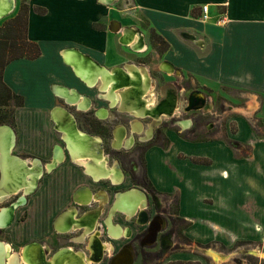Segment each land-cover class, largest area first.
<instances>
[{
    "label": "rangeland",
    "instance_id": "374dc122",
    "mask_svg": "<svg viewBox=\"0 0 264 264\" xmlns=\"http://www.w3.org/2000/svg\"><path fill=\"white\" fill-rule=\"evenodd\" d=\"M16 4V8L12 13L0 19V68L7 59L13 56L20 55L21 53L32 54L34 52L33 46L25 42L27 12L32 9V6L38 13L47 11L45 8L33 5V0H16ZM113 7L132 26L137 27L145 36V46L149 47V50L145 53L136 52L137 48L129 45V43L127 46H132L134 50L125 46H118L115 49L121 57V65L127 63L132 66L138 63L143 66L145 62L151 61L150 65L152 64L151 68L154 76L152 80L149 70H147L152 85L150 84L149 87L146 86L144 88L145 92L143 95H145L144 97L147 101L146 105H154V103L160 101V98L157 96L160 95L162 85L170 83L177 91L178 105L175 109L176 111L173 113L174 117L167 118L160 128V131L166 137L161 138L160 134H157L154 140L145 143L138 142L131 150H113L110 147L112 119L102 121L96 113V110L97 112L108 111V114L112 111V117L117 114V109H113L114 106L108 102L107 98L104 97L103 91L100 89L103 87V82L100 81L99 85L98 81L93 87H86L84 82L85 85L80 82H72L69 77H64L58 71L62 70L60 67H64L62 62L58 64L60 65L58 68L52 66L49 62L29 63L27 61L35 60L38 57L35 59L23 57L19 59H26L23 60L25 65H22V69L29 77V85L7 83L4 78L7 66L3 70V81L5 84L13 92L21 94L24 97L23 105L21 106H17L18 100L15 98L10 99L7 106H0V120H4L0 126L9 125V128L14 131L15 136H18H16L15 143L10 150V155L16 156L19 158L18 160L21 159L25 163H31L32 157L34 159L40 157L44 162H47L51 158V151L54 145L60 144L66 150L65 142L52 127L48 110L53 104H60L59 106L62 107L67 105L76 114L80 128L90 133V135H99V138L101 136L105 141L106 153L110 156L111 160H117L123 169L126 178L122 184L112 185L108 180H104V187L118 186L119 189L140 185L146 187L150 196L148 210L151 215H156L157 212L165 209L166 205V214L163 217L166 218L168 225L165 231L169 233V237L173 242H178L175 248H163L158 241L153 245H140L138 239L144 228L133 226L131 220L128 221L121 217L116 218L121 224L131 225V228L133 227L135 233H137L133 244L136 257L132 264H166L173 258H181L182 261L169 264H264V224L263 226H250L249 222L248 226L244 227L239 224L240 221L235 217L239 215V208L241 206L244 208V205L247 204V207H250L252 202L254 203L255 201V160L251 157L255 156V141L264 137L263 98L261 99L260 95L256 98L255 94L249 92L235 91L229 86L206 85L197 78L193 80L191 76L184 74L177 76L171 69L169 74L164 75L166 71L161 67L162 64L160 65V63L165 61L162 53L168 47V42L162 41L158 33L151 28L148 21L140 13L137 12L133 16L128 11L129 7L125 6L122 0L115 1ZM102 22H92L90 25L96 29L105 28L107 20ZM130 24H127V26L131 27ZM47 53L50 54V51L47 50ZM143 73L146 78V72ZM154 80L155 84L153 85ZM53 81L65 82L71 86H76L82 92H86L83 93V98L86 97L90 100L91 103L87 109L91 110L83 112L81 111L83 109H79L77 106L78 101L70 104L66 100L55 96L50 88V84ZM131 85L132 83H129L126 87H130ZM162 92L161 94L164 96ZM39 93L45 94L44 98L45 100H47L46 97L48 98V104L39 106ZM197 93L203 95L207 102L206 105H210V107L203 106V111L198 110V108H192L190 111L187 110L186 106L189 104L191 95H197ZM0 94L6 96V92L2 86H0ZM150 100L151 102L149 103L148 101ZM106 117H109V115ZM176 123L181 126L179 127L180 129L175 125ZM211 123L214 125H211ZM172 130L176 131L177 134ZM175 140H177V143L174 144L173 151L175 150L176 152L182 149L195 155L199 153L217 156L218 153L215 147L211 145H186L183 142L184 140L189 142L223 140L227 144L229 142L232 145L233 161L229 166H226V178L231 176L227 179L226 185L229 186L230 182L231 193L225 197L229 201L227 202V207H229L228 213L231 215V218L228 215L213 214L215 209H210L209 212L219 219H215L219 224L215 226L212 223L206 222L203 219L207 209L202 207L201 204L198 205L195 200V194L193 195L195 191L188 190L187 192V209L189 212L195 213L192 232L203 240L209 241L206 243L196 242L185 235L184 230L189 223L179 218L176 198L169 196L167 197V201L164 200V196H160L155 191L154 185L146 174V150L151 147H156L157 150L168 149L172 143H175ZM167 152H169V149ZM163 158L172 167V170L178 167V162H172L166 159V156H163ZM192 158L199 161L205 160L197 157ZM158 159L161 162L164 160L161 157ZM179 165L182 166L181 164ZM186 169L189 174L197 177L195 173L196 169L189 166ZM186 169L182 167L181 170L183 172ZM174 175V178L177 179V175L179 174L176 175L174 173ZM90 177L83 173V165L70 161L67 154V160L61 162L58 169L52 172L45 171L36 191L26 195L22 192L23 189L19 188V191H14L13 194L8 195L10 196L9 198L0 201V214L4 211V208L12 203L15 210L12 221L7 225L8 227H0V241L9 245L11 254H15L16 256L23 252V246L32 241L42 243L46 248L48 257L57 249L69 245L73 246L75 250L87 251L85 241L78 242L75 240L82 233L60 235L53 227V219L56 214L73 202L72 194L78 186L83 183H89L94 187L100 185ZM202 189L204 193L209 194L213 198L218 195V191L214 190L211 185L202 187ZM21 199H26V203L16 205L15 203ZM207 201L210 202L212 200L208 199ZM106 214L108 215L107 211L104 212V215ZM255 216L256 212H248L249 220L255 219ZM230 219L233 220L230 221ZM257 228L259 229L257 230ZM104 230L103 228L102 238L105 245H108V243L113 244L115 251L119 250L123 244L129 241L132 242V239H127V237L113 240L112 237L105 234ZM241 236L243 239H238ZM169 237H166L167 246L171 244ZM112 252L113 248L109 250L103 261L98 263L91 261V264H108Z\"/></svg>",
    "mask_w": 264,
    "mask_h": 264
},
{
    "label": "crops",
    "instance_id": "0c3cea01",
    "mask_svg": "<svg viewBox=\"0 0 264 264\" xmlns=\"http://www.w3.org/2000/svg\"><path fill=\"white\" fill-rule=\"evenodd\" d=\"M115 1L117 0H33V5L45 8L47 11L38 13L32 6L28 12V39L37 42L41 46L42 53L37 59L27 61L29 63L49 62L58 68L60 67L58 64L62 62L64 67H60L62 70L58 71L64 77H69L75 83H85L86 87H93L95 84H90L83 77L86 67L94 68L92 63L85 61L89 57L94 63L104 67L110 75L117 74L120 78L127 75L132 84L139 80L134 87L145 90L146 84L149 81L151 83L147 74L148 66L145 67L137 63L130 66L126 62V64L121 65V57L115 50L118 46L127 47L128 43L137 48L136 50L144 48L143 46L136 47L142 41L137 33L138 29L118 14L113 7ZM122 2L129 7L128 11L133 16L137 12L140 13L148 21L151 28L168 42V47L162 53L165 61L160 63L166 71V75L170 73L171 69L177 76L183 74L191 76L193 80L197 78L206 85L229 86L235 91L255 94L256 98L260 95L261 99L264 100V0H122ZM203 5L208 6L206 19H203ZM106 20L107 26L105 28L96 29L90 25L92 22L101 23ZM127 24H130L131 27ZM116 29L117 31H114ZM47 50L50 51V54L47 53ZM23 60L26 59H15L7 65L4 72L7 83L26 84L27 86L30 82L28 81L29 77L22 69V65H25ZM98 68L101 69L99 66ZM75 69L79 74H82L81 76L86 81L78 77ZM98 72L107 78L112 85H116L112 77L110 78L108 75L106 77V71L105 74L101 70ZM143 72H146L147 79ZM60 86L68 88L70 94H74L72 90L80 93L81 96H79L84 103L83 107L79 103L77 104L79 109L84 110L90 106V100L86 97L83 98V93L86 92H82L76 86H71L65 82H51L50 88L55 96L70 102L65 96L61 97L58 94V91L63 90ZM166 86L167 88L165 87L164 90L172 91V84L168 83ZM164 90L163 94H165ZM39 94V106L46 105L48 98L46 97L47 100H45V94ZM59 105L53 104L48 110L52 127L58 130H60L56 125L59 122L58 119L60 118L61 121V118L65 117L63 112L67 113L65 107ZM154 105L156 104L154 103ZM69 118L72 119V116L69 115ZM17 119L19 121V117ZM86 140L84 146L89 150L101 146V139L97 135H87ZM183 142L186 145H211L215 147L218 154L217 156L199 153L195 155L182 149L175 152L172 150L174 144L177 143L175 140V143H172L171 147L168 148L169 152H167L168 149L157 150L156 147H151L147 151L146 173L156 190L166 194L167 197L176 198L179 218L189 223L184 230L185 235L196 242L206 243L209 241L203 240L192 232L195 213H191L187 209V192L188 190L195 191L193 195L195 194L196 202L207 209L203 219L206 222L218 226L219 223L216 220L219 219L213 216V214L218 215V213L222 216L228 215L231 218L228 213L229 207H227L229 201L225 197L231 193L230 182L229 186L226 185L227 179L231 177L226 178V166H229L233 161L232 145L223 140L205 142L184 140ZM181 154L183 155L181 156ZM254 155L251 158L255 160V201L250 207H247V204L244 205V208L241 206L239 215L235 216L240 221L239 224L244 227H247L249 222L250 226H263L264 224V137L255 141ZM163 156L172 162H178V167L172 170ZM159 157L165 161L162 160L161 162ZM192 157L205 160H194ZM188 166L196 169L197 177L189 174L186 169ZM182 167L186 169L183 172ZM174 173L179 174L177 175L179 178H174ZM208 185L218 191L217 197L213 198L204 193L202 187ZM83 196L98 200L104 195L102 192L96 194L95 192L91 193L89 189H84ZM139 196L133 194L125 197L122 208H127L126 205L132 203ZM76 197L79 198L78 195ZM208 199L212 201L208 202ZM210 209H215L213 214L209 212ZM248 212H256L255 219L249 220ZM197 213L199 214L198 210ZM232 220L230 219V221ZM234 221L236 222V220ZM238 239L243 238L241 236ZM69 249L75 251L73 247ZM93 249L95 250L94 246ZM93 249L92 254L94 253ZM18 255L20 256V254ZM180 261H182L181 258H173L169 263Z\"/></svg>",
    "mask_w": 264,
    "mask_h": 264
},
{
    "label": "flooded vegetation",
    "instance_id": "af4514ba",
    "mask_svg": "<svg viewBox=\"0 0 264 264\" xmlns=\"http://www.w3.org/2000/svg\"><path fill=\"white\" fill-rule=\"evenodd\" d=\"M14 2H15L14 3V8L12 9V11L10 13H12L15 10V8H16V5H17L16 4V0H14ZM9 14H7V15H9ZM7 15H5V16H7ZM5 16L4 15L0 16V19H2ZM114 24H113V26H114ZM142 46L145 47V48L144 49H140V50H135V51L139 52V53H145V52H147L149 50V47H147V45L145 46V44L141 45L139 43L137 45L138 48H140ZM127 47H130L131 49H133L132 46H127ZM150 63H151V61L145 62L143 64V66H145V67L148 66L147 68L149 70L150 77L153 80L154 74H153V70L151 68ZM138 65H142V64H138ZM164 75H166V73ZM150 84L151 83L149 81V83L147 84L148 87H149ZM154 84H155V80L153 81V85ZM166 85L167 84L162 85V88L160 90V95H158L155 92L158 95L157 97L160 98V101L156 102L155 103L156 105H150L152 108L150 106L146 105L147 101H146L145 97H143V98L139 97V100H138V97H136L134 95L130 96V94L128 96V94L125 93L123 95H124L125 102L128 103L127 105L124 104V101H122V103H123L122 104L118 100L117 101H115V100L112 101L110 99H107L108 102L112 106H114L113 109H117L116 110L117 114H115V116H113V117L111 116L112 115V111L110 112V114H108V111H106L104 113V116H103L102 113L104 111H98L97 112V110H96L97 116H98V118L100 120L104 121V120H107V119H110V118L112 119L113 123H112V127H111L110 147L113 150H117V151H120V150H131L137 145L138 142L139 143H145V142H150V141L154 140L155 137L157 136V134L158 135L160 134L161 138H165L166 137V135L163 134L162 131H160V128H161L162 124L164 123V121L167 118L174 117V114H172V113L175 112L176 108L173 107V106L175 104L178 105V103H177V96L178 95H177L176 89H174L172 87V91L171 90H168V91L164 90L165 87L167 88ZM162 89L165 91L164 96L161 94ZM140 91H141L142 94L145 92V90H141V88H140ZM127 96H128V98H126ZM118 102H119V104H118ZM193 102H194L193 104L197 103L195 101H193ZM206 104H207V102L203 106H205V107L208 106L209 107V105H206ZM191 105H192V103L191 104L189 103L186 106V109L190 111L191 109H189V108H190ZM65 107L73 115L75 123H76V126H77V128H74V124H72L73 126L72 125L71 126L63 125L61 123V121H60V118L57 115V117L59 118L58 119L59 122L56 125H58L60 130H58L55 127H54V130L59 134L61 139L65 142L66 150L60 144L54 145L52 147V151H51V158L47 162H44L40 157H37L35 159H34V157H32L31 164L30 163L26 164L27 167H25L26 169H25V173L24 174L26 175L27 171L30 172V168L34 167L36 164L40 165V167H41L40 172L41 173L39 172V174H38L37 172H34L35 175H36V178H37L36 185H34L32 189L28 190L30 192H25V190H26L25 188H28L27 186H20L23 189L22 192H24L26 195H28V194L32 193L33 191H36L37 188L39 187V182H40L39 180H41L40 178H42V176L44 175V172L45 171L52 172V171L58 169V166L61 165V162H65L67 160V154H68L70 161L75 162L77 164L79 163L78 165H83L84 164L85 166L83 165V173L85 175L91 176L90 177L91 179H93L94 181H96L97 183L100 184L97 187H94L93 185H90L89 183H83L82 185L78 186L74 190V192L72 194L73 202L71 204H69L65 209L61 210L58 214H56L54 219H53V227L55 228L56 232L58 234H60V235H66V234L78 233V232L82 233V235L76 237L75 240L78 241V242L85 241V245H86L87 251H85V250L81 251V250H75L74 249L76 252L80 251V252L83 253V255L88 256V257H92V255H93L92 254V249H93V246L95 245V243L97 241L96 239H98L100 244H103V245H100L101 246V254H100L101 258H100V261H98V262L103 261L105 259V256L109 252V250H111L112 248H113V252L110 255V259H109L108 264H110L111 258H113V256H115V255L117 256V254L120 251L121 252H125L126 251V252H129V254L132 253V256H133V259H134L136 257V252L134 250V245L133 244L135 242L134 238L137 236V233H135V229L133 227L131 228V225H128V224L124 225V224H121V222L117 221L116 220L117 217H121V218H123L125 220H128V221L131 220L133 222V226H139V227H143L144 228L141 236L138 239V241L140 242V245H142V246L153 245V244H155L158 241V242H160V245L163 248H173V247L175 248V247H177L178 242H173V240L169 237V233H167L165 231L166 228H167V225H168L166 218L163 217V215L166 214V211H165V209H166V205L165 204L166 203L164 204L165 205V207H164L165 209L160 210L159 212H157L156 215H151V213L148 210L149 202H150V196H149V191L146 189V187L141 186V185L140 186H132V187L123 188V189H119L118 186H116V187H109V186L104 187V184H105L103 182L104 180H108L112 185L122 184L124 182L125 178H126L125 174L123 172V169L121 168V165H120V163L117 160H111L110 159V156L105 151V141L103 140V138L101 136H100L101 146L99 147V149L95 148V149H93L91 151V150H89L88 148H86L84 146V142L86 141L87 135H90V133H88L87 131H84V130H82L80 128L76 114L67 105H65ZM202 107L198 108V110L203 111ZM173 108H175L174 111L172 110ZM89 110H91V109H87L86 108V109L81 110V111L85 112V111H89ZM107 115H109V117H106ZM175 125L178 127V129H180L179 127H181V126L178 123H176ZM211 125H214V124L211 123ZM73 128H74V130H77L78 134L81 135L80 137H82V138H80V143L77 145L78 146L77 149L80 148L79 149L80 151H77L78 153L76 152L77 153L76 154L77 157L76 156L75 157L77 158V160H73V156H71L69 154V149H68L69 140H66V139L62 138L63 133L70 134V133H72V129ZM61 129L64 131L63 133H62ZM158 131H159V133H158ZM172 131L177 134L176 131H174V130H172ZM82 133L85 134V135H83ZM91 135H94V134H91ZM97 136L99 137V135H97ZM70 142H71V140H70ZM86 149H88V150H86ZM96 149H98V150H96ZM82 150L83 151L85 150L86 152L85 151L83 152ZM148 150H146V152H145V168H146V155H147V151ZM81 151H82V153H81ZM78 157H80V158L81 157H85V159L84 158L80 159ZM60 159H62V161ZM53 160H54V162H53ZM58 161H59V163H58ZM76 161H78V162H76ZM87 162L89 163V165L91 164V166H90L91 168L88 167L89 165H87L88 164ZM34 163H35V165H34ZM18 164H20V161H19ZM103 165H105V166L103 167ZM114 167L115 168L117 167L115 169V171L114 172L110 171ZM104 168H106L107 170L104 169ZM99 169H100V171H102V173L99 172ZM103 172L105 174H103ZM100 174H103V175H100ZM108 174H110V175H108ZM20 177H21V173L19 175V178ZM19 178L16 179V183L15 184L18 183L20 185V184H22V182L24 183L23 180L20 183L19 182L20 181ZM116 179H118V180L115 182ZM84 189L91 190V193L92 192H95V193H101L102 192L104 196L101 197L98 200H95L93 198H84V196H83V190ZM128 190L138 192V194L140 195L139 196V200L137 199L138 203L139 204H143L144 208L137 209L136 212H134L131 215V217H128L126 212H121V211H118V210L114 214H112V216H111L112 224L113 225L116 224L115 226L120 227L121 228L120 231H123L120 236H116V238L113 239V240H120V239L125 238V237H127V239H129V238L132 239V242L129 241L128 243L123 244V246L119 250L115 251V248L113 247V244L108 243V245H105L104 239L102 238L103 228L105 229L104 232H105L106 235H108V233H110L108 228H106L104 226V221L108 217L109 212L112 209L114 203L116 202V199H117V196L119 195V193H122V192H125V191H128ZM155 191L157 193H159L160 196L163 195L164 196V198H163L164 200H166V201L168 200L166 194H163L162 192H160V191H158L156 189H155ZM77 195H78L79 198L76 197ZM9 197L10 196L7 195L5 198L2 199V201L5 200L6 198H9ZM21 200H19L20 203H21ZM24 202L26 203V199H23V202L21 204H24ZM85 203H89L90 205L89 204L86 205ZM107 204H109V205L107 206ZM106 208H107V210H106ZM105 211H107L108 215L107 214L104 215ZM102 219H103V221H102ZM88 220H91V221H88ZM76 222H77V225H76ZM156 222L159 224V228L157 229V234H156L157 235L156 240L153 243H148L147 242L148 238L151 236L150 228H152L153 226L155 227L156 226V224H155ZM6 227H8V226H6ZM80 227H82V228H80ZM74 228H75V230H74ZM166 237H169L170 240H171L170 246H167L168 242L166 241ZM34 242H37V241H32V242L28 243L27 245H29L31 243H34ZM1 243H4V242H1ZM41 245H42V243H41ZM102 246L105 247L104 251H103V247ZM71 247H73V246L69 245L67 247H61V248L57 249L53 254L57 253L62 248L63 249L64 248L65 249H69ZM44 249H46L45 246H44ZM97 249H98V247H97ZM45 252H46V250H45ZM53 254L50 257H48V255L46 254L45 258L46 259L51 258L53 256ZM6 260H7V258H6ZM98 262H96V263H98Z\"/></svg>",
    "mask_w": 264,
    "mask_h": 264
},
{
    "label": "bare ground",
    "instance_id": "6f19581e",
    "mask_svg": "<svg viewBox=\"0 0 264 264\" xmlns=\"http://www.w3.org/2000/svg\"><path fill=\"white\" fill-rule=\"evenodd\" d=\"M14 0H0V16L2 15H7L9 14L12 9L14 8ZM114 31H117L114 30ZM139 37H141L142 40L141 41V45H144V36L143 34L138 30L137 31ZM133 43V42H131ZM137 47V46H136ZM142 49V48H140ZM86 57V56H85ZM88 59L85 60L87 61L88 63H92V65L94 66V68H90L89 66L86 67V71L83 72V77L86 78V80L89 81L90 84H95L97 83L98 81H102L103 82V87L101 88V90L103 91V93L105 94V98H109L110 100L112 101H120L122 103V101H124V104H128L125 102V99H124V95L125 93L130 94L131 95H134L136 97H138V100H139V97L140 98H143L145 95H143L139 89V87H134V85L137 84L138 81H135V84H132L130 87H126L127 85H129V78L128 76L126 75L125 77L123 78H120L117 74H114V75H110L108 73L107 70L104 69V67L94 63L89 57H87ZM72 66L73 64L71 62H69ZM101 67L100 68H98ZM74 67V66H73ZM135 68V66H133ZM77 69H75V73L78 75V77L81 79V80H85L81 75L82 74H79L77 71ZM95 70V71H94ZM101 70L104 74H105V71H106V77L107 75L111 78L114 79V82H118V83H115L116 85H112L110 82H108L107 78H105L104 76H102V74H100L98 71ZM119 71V70H117ZM116 71V72H117ZM129 74H130V71H129ZM134 75V73H133ZM141 75V74H140ZM142 76V75H141ZM83 78V79H82ZM142 79V77H141ZM85 80V81H86ZM143 81V80H142ZM149 81V80H148ZM152 83V82H151ZM152 85V84H151ZM148 86V85H146ZM61 88H63V90L61 91H58V94L63 97L65 96L70 102L74 103L75 101H78V103L80 104V106L83 107V103L84 101L81 99V95L80 93H78L77 91L75 90H72V92H74V94H70V92L68 91L69 89L66 88V87H63V86H60ZM145 88V87H144ZM148 88V87H147ZM68 89V90H67ZM150 89V88H149ZM57 90V89H56ZM119 90V91H118ZM118 91V92H117ZM150 91V90H149ZM148 91V92H149ZM57 92V91H56ZM117 92V93H116ZM147 94V93H146ZM80 95V96H79ZM153 95V94H152ZM128 96L126 98H128ZM195 97H200L201 96V93H197V95L194 94ZM193 96V97H194ZM153 97V96H152ZM130 98V97H129ZM64 99V98H63ZM131 99V98H130ZM129 99V100H130ZM157 99V98H156ZM68 102V103H70ZM149 103L151 102L148 101ZM70 103V104H72ZM154 103V102H153ZM194 102H192L193 104ZM119 104V102H118ZM123 104V103H122ZM137 104V103H136ZM142 104V103H141ZM152 104V103H151ZM205 105V104H204ZM147 106H150V105H147ZM176 104L173 106L176 108ZM79 107V106H78ZM129 107V106H128ZM132 107V106H131ZM151 107V106H150ZM130 108V107H129ZM149 108V107H148ZM152 108V107H151ZM173 108L172 110L174 111ZM85 109V108H84ZM124 109V108H123ZM127 109V108H126ZM133 109V108H132ZM147 109V108H146ZM128 110V109H127ZM129 111V110H128ZM132 111V110H131ZM176 111V110H175ZM130 112V111H129ZM135 112V111H134ZM105 113V112H104ZM131 113V112H130ZM174 113V112H173ZM172 113V114H173ZM60 114H62L60 112ZM171 114V113H170ZM63 115L65 117H63ZM63 115L61 118V123L63 125H69L71 126L72 125V121L71 119L68 117V115H66L65 112H63ZM104 116V114H102ZM134 115V114H133ZM141 115V114H140ZM145 115V114H144ZM170 116V115H169ZM74 122V121H73ZM70 130V129H69ZM68 130V131H69ZM62 131V129H61ZM64 131H62L63 133ZM72 134V135H71ZM83 134V133H82ZM71 135V136H70ZM85 135V134H83ZM81 135L78 134L77 130H74L72 131V133L70 134H67V133H63L62 137L66 140H69V145H68V149H69V153L71 156H73V160H77V156L76 154L78 153L77 151H80L78 148V144L80 143V137ZM91 139V138H90ZM71 140V142H70ZM89 141V140H88ZM92 141V140H91ZM98 141V140H97ZM87 142V140H86ZM85 142V143H86ZM15 143V133L12 129H10L8 126L7 127H1L0 128V168H1V173H2V179H1V182H0V201H2L3 198H5L7 195H11L14 193V191H19V188H22L20 186H27L28 188H25V192H30L28 190L32 189L34 185H36V182H37V178H36V175L34 172H37L39 174L40 170H41V167L40 165L34 163V167L30 168V172L27 171L26 175L24 174L25 173V167H27V163L25 162H22L21 159L18 160L17 157H13L12 155H10V150L12 148V146L14 145ZM83 143V142H82ZM73 144V145H72ZM76 144V145H75ZM90 144V143H88ZM87 144V145H88ZM94 144V143H93ZM91 145V144H90ZM88 145V146H90ZM93 146V145H91ZM116 146V145H115ZM82 147V146H81ZM119 147V146H118ZM14 148V147H13ZM92 148V147H91ZM93 149V148H92ZM99 149V148H98ZM96 149V150H98ZM102 149V148H101ZM88 150V149H86ZM95 150V151H96ZM65 151V150H64ZM83 151V150H82ZM81 151V153H82ZM85 151V150H84ZM83 151V152H84ZM92 151V150H91ZM77 152V153H76ZM86 152V151H85ZM103 152V151H102ZM93 153V152H92ZM64 155V154H63ZM90 155V154H89ZM94 155V154H93ZM76 156V157H75ZM80 158V157H78ZM81 158H84L85 157H81ZM80 158V159H81ZM79 159V160H80ZM88 159V158H87ZM92 159V158H91ZM62 161V159H60ZM105 160V159H104ZM20 161V164H18ZM84 161V160H83ZM29 162V161H28ZM39 162V161H38ZM54 162V160H53ZM78 162V161H76ZM30 163V162H29ZM59 163V161H58ZM86 163V162H85ZM88 163V162H87ZM31 164V163H30ZM79 164V163H78ZM82 164V163H81ZM33 165V164H32ZM84 165V164H83ZM89 165V163L87 164ZM86 165V166H87ZM97 165V164H96ZM102 165V164H101ZM20 166V167H19ZM24 166V167H23ZM30 166V165H29ZM53 166V165H52ZM85 166V165H84ZM91 164L88 166L90 167ZM98 166V165H97ZM105 165H103L104 167ZM46 167V166H45ZM100 167V166H99ZM118 167V166H117ZM116 167V168H117ZM49 168V167H48ZM59 168V166H58ZM91 168V167H90ZM102 168V167H101ZM115 167L112 168V170L110 171H115L116 169ZM44 169V168H43ZM106 169V168H105ZM93 170V169H92ZM107 170V169H106ZM109 171V170H108ZM109 171V172H110ZM99 172L102 173V171H100L99 169ZM107 172V171H106ZM21 173V177L19 178V175ZM41 173V172H40ZM45 173V172H44ZM112 173V172H111ZM103 174H105L103 172ZM103 174H100V175H103ZM43 175V174H42ZM94 175V174H93ZM110 175V174H108ZM115 176V175H114ZM113 177V176H112ZM19 178L20 179V183L22 182V180L24 181V183L22 182V184H15L16 183V179ZM106 178V177H105ZM114 178V177H113ZM112 178V179H113ZM41 179V178H40ZM39 180V179H38ZM118 179L115 180V182L117 181ZM18 181V180H17ZM40 181V180H39ZM19 185V186H18ZM10 190V191H9ZM9 191V192H8ZM138 192L136 191H131L130 193H127V194H121V195H118L117 196V201L114 203L115 204V207H119L120 209H122V203H123V199L125 197H128L129 195H137ZM2 196V197H1ZM139 196V194H138ZM23 202V199L21 200V203ZM130 202V201H128ZM126 205V204H125ZM112 208L109 212V215L108 217L105 219L104 221V226L106 228H108V230L110 229V233H108V236L112 237V239H115L116 236H120L122 234L123 231H120L121 228L120 227H115L112 225V214H114L118 209H115ZM128 207V206H126ZM136 208V207H135ZM144 208L143 204H139L137 209H142ZM136 209V210H137ZM15 210V209H14ZM136 210H134V212H136ZM119 211V210H118ZM133 212V213H134ZM14 213V212H13ZM129 213V214H128ZM132 212H126V214L128 215V217H131V215L133 214ZM130 215V216H129ZM13 219V215H12V212H8V211H3L1 214H0V227H6L7 225H9V223L12 221ZM64 220V219H63ZM75 220V219H74ZM68 223V222H67ZM76 225H77V222H76ZM66 226V225H65ZM73 226V225H72ZM99 226V225H98ZM69 227V226H68ZM82 228V227H80ZM79 228V229H80ZM70 229V228H69ZM73 229V228H72ZM92 229V228H91ZM75 230V228H74ZM89 230V229H88ZM93 231V230H92ZM89 232V231H88ZM90 244V243H89ZM100 245H103V244H100L99 240L96 241L95 243V250L93 251V255L92 257H88V256H85V255H82L79 253V252H76V251H73V250H70V249H66V250H70V252L68 251L67 253V256L66 255H63V256H58L56 257L55 259H53V257L51 259H46L45 258V253L41 250V248L37 247V246H33V247H29L28 249H23V252L19 255H15V254H11V248L9 247V245L5 244V243H1L0 242V264H91L92 262L96 263L98 261H100V254H101V246ZM98 247V249H97ZM103 247V246H102ZM105 247H103V251L105 250L104 249ZM99 250V251H98ZM64 253V252H63ZM77 253V254H76ZM66 254V253H65ZM87 255V254H86ZM131 255V254H130ZM19 256V257H18ZM129 256V252H123L121 255H117V257L115 258V260L112 262V264H122L124 263V261L126 262L127 260H129L128 258ZM132 256V255H131ZM7 258V260H6ZM128 258V259H127ZM131 258V257H130ZM92 261V262H91Z\"/></svg>",
    "mask_w": 264,
    "mask_h": 264
},
{
    "label": "water",
    "instance_id": "95a60500",
    "mask_svg": "<svg viewBox=\"0 0 264 264\" xmlns=\"http://www.w3.org/2000/svg\"><path fill=\"white\" fill-rule=\"evenodd\" d=\"M113 70H115V69H113ZM200 94V93H199ZM194 96V94L193 95H191V98H190V100H189V103L191 104L193 101H195V102H197L196 104H192L191 106H190V108L189 109H192V108H200V107H202L205 103H206V100L204 99V97L202 96V94H201V96L200 97H193ZM66 109V108H65ZM67 110V109H66ZM66 115H68V117H69V115H71L72 116V119H71V123L72 124H74V128H77V126H76V123H75V120H74V117H73V115L67 110V113H66ZM74 121V122H73ZM9 127V125H2V126H0V128L1 127ZM73 126V125H72ZM74 128L72 129V131H74ZM1 169V168H0ZM1 179H2V174H1ZM1 179H0V182H1ZM131 191L130 190H128V191H125V192H122V193H119V195H121V194H127V193H130ZM138 200H139V198H137ZM134 200L132 203H128L126 206H128L126 209H120L119 207H115V204L113 205V207L112 208H114L115 207V209H118L119 211H121V212H134V210H136L137 209V207H138V205H139V203H138V200ZM116 201H117V199H116ZM16 205L17 204H21L20 203V201L19 202H16L15 203ZM86 205H88L89 203H85ZM90 205V204H89ZM125 207V206H124ZM136 207V208H135ZM5 211H8V212H12V215H13V212H14V208H13V203L11 204V205H9L8 207H6V208H4V212ZM156 224V226L154 227H152V228H150V233H151V236L148 238V243H153L155 240H156V237H157V229L159 228V224L156 222L155 223ZM33 246H38L39 248H42L41 250H43V252L45 253L44 255H46L47 254V252H45V249H44V246L43 245H41V243H39V242H34V243H31V244H29V245H26L25 246V249H28L29 247H33ZM66 251V252H65ZM70 252V250H66L65 248L63 249H60V251H58L57 253H55V254H53V259H55L56 257H60V256H63V255H66L67 256V254H69V253H67V252ZM64 252V253H63ZM80 252V251H79ZM66 253V254H65ZM123 252H119L117 255H121ZM80 254H81V256L83 255V253L82 252H80ZM131 255H132V253H131ZM130 254H129V256H128V258H129V260H127L126 262L124 261V263H122V264H132L133 263V261H134V259H133V256H131ZM83 257V256H82ZM117 256L115 255V256H113V258H111V262H110V264H112V262L115 260V258H116ZM131 257V258H130ZM127 258V259H128Z\"/></svg>",
    "mask_w": 264,
    "mask_h": 264
},
{
    "label": "trees",
    "instance_id": "16d2710c",
    "mask_svg": "<svg viewBox=\"0 0 264 264\" xmlns=\"http://www.w3.org/2000/svg\"><path fill=\"white\" fill-rule=\"evenodd\" d=\"M27 15H28V12H27ZM27 25H28V19H27V16H26V26H25V30H26V37H25V42L29 45H32L33 48L35 49L34 52L32 54H28V53H21L20 55H17V56H13L9 59H7L3 66L0 68V86H2V88L5 90L6 92V96L0 94V106H7L8 105V102L10 99L12 98H15L17 99V106H21L23 105V100H24V97L23 95L21 94H17L15 92L12 91V89L7 85L5 84V82L3 81V70L4 68L13 60L15 59H19V58H29V59H35L37 57H39L41 55V49H40V46L37 42H34V41H31L28 39V36H27ZM155 31V30H154ZM157 33V32H156ZM159 37L162 39V41H165L166 40L160 35L158 34ZM167 43V42H166ZM168 46V44H167ZM164 50V49H163ZM4 120H0V124L3 122Z\"/></svg>",
    "mask_w": 264,
    "mask_h": 264
},
{
    "label": "built area",
    "instance_id": "2783aa9c",
    "mask_svg": "<svg viewBox=\"0 0 264 264\" xmlns=\"http://www.w3.org/2000/svg\"><path fill=\"white\" fill-rule=\"evenodd\" d=\"M202 13H203V19H206L208 17V6L207 5H203L202 6Z\"/></svg>",
    "mask_w": 264,
    "mask_h": 264
}]
</instances>
